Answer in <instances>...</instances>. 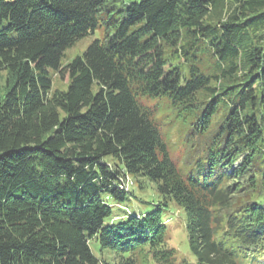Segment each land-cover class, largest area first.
I'll list each match as a JSON object with an SVG mask.
<instances>
[{"label": "trees", "instance_id": "trees-1", "mask_svg": "<svg viewBox=\"0 0 264 264\" xmlns=\"http://www.w3.org/2000/svg\"><path fill=\"white\" fill-rule=\"evenodd\" d=\"M107 1L0 0V264H264V0L122 1L64 63Z\"/></svg>", "mask_w": 264, "mask_h": 264}, {"label": "rangeland", "instance_id": "rangeland-1", "mask_svg": "<svg viewBox=\"0 0 264 264\" xmlns=\"http://www.w3.org/2000/svg\"><path fill=\"white\" fill-rule=\"evenodd\" d=\"M122 1L128 2L130 0H109L105 3V5L99 8L96 14L98 25L92 32L85 34L81 38L77 39L72 45L67 47L64 56L62 57L64 63L74 56L82 54L88 44H90L95 38L104 39L106 34H110L114 31L115 23H112L110 19H112L113 17H118L115 11L121 6ZM109 14L111 18H109ZM50 71L52 76V89L66 88V83H64V81L66 80V76L64 78H60L55 71ZM6 76V70H0V92H3ZM126 179H129L127 180V182L129 181V185L126 188L131 189L133 195L132 197L130 196L124 201L122 207L117 205L113 206V214L121 215L124 218L125 210L131 213H135L137 211L144 212L155 208V205L159 200V196L157 194L154 182L148 180L147 178L141 177L144 186L140 187L137 177L133 176V178L128 177ZM237 195L238 194H235L233 197L236 199ZM237 200L238 199H236L235 202ZM170 207V210L164 212V214L168 216L167 218H169L166 221L172 227L168 243L176 249L179 258H185L187 261L196 262L195 256L189 249L186 230L184 228V213L182 212V209L176 208L174 204H171ZM181 217L183 219V222ZM91 247L96 255L100 253V246L98 242H91ZM103 254L106 257L111 256V253L109 251H104Z\"/></svg>", "mask_w": 264, "mask_h": 264}, {"label": "bare ground", "instance_id": "bare-ground-1", "mask_svg": "<svg viewBox=\"0 0 264 264\" xmlns=\"http://www.w3.org/2000/svg\"><path fill=\"white\" fill-rule=\"evenodd\" d=\"M128 182H129V181H128ZM128 182L123 183L125 188L128 187V185H129ZM126 189H127V188H126Z\"/></svg>", "mask_w": 264, "mask_h": 264}]
</instances>
